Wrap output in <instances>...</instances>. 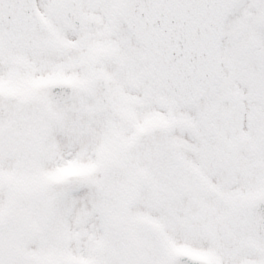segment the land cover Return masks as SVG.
I'll return each mask as SVG.
<instances>
[{"label": "snow or ice", "instance_id": "snow-or-ice-1", "mask_svg": "<svg viewBox=\"0 0 264 264\" xmlns=\"http://www.w3.org/2000/svg\"><path fill=\"white\" fill-rule=\"evenodd\" d=\"M0 264H264V0H0Z\"/></svg>", "mask_w": 264, "mask_h": 264}]
</instances>
